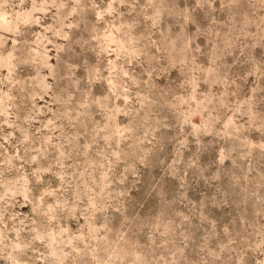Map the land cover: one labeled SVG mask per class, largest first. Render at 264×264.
Masks as SVG:
<instances>
[{
	"label": "clouds",
	"instance_id": "9594fccd",
	"mask_svg": "<svg viewBox=\"0 0 264 264\" xmlns=\"http://www.w3.org/2000/svg\"><path fill=\"white\" fill-rule=\"evenodd\" d=\"M0 264H264V0H0Z\"/></svg>",
	"mask_w": 264,
	"mask_h": 264
}]
</instances>
